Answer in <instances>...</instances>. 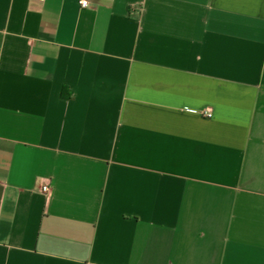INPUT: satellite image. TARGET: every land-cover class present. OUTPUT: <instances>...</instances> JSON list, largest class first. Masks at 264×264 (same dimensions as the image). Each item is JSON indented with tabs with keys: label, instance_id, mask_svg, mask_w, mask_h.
<instances>
[{
	"label": "crops",
	"instance_id": "1",
	"mask_svg": "<svg viewBox=\"0 0 264 264\" xmlns=\"http://www.w3.org/2000/svg\"><path fill=\"white\" fill-rule=\"evenodd\" d=\"M0 264H264V0H0Z\"/></svg>",
	"mask_w": 264,
	"mask_h": 264
},
{
	"label": "built area",
	"instance_id": "2",
	"mask_svg": "<svg viewBox=\"0 0 264 264\" xmlns=\"http://www.w3.org/2000/svg\"><path fill=\"white\" fill-rule=\"evenodd\" d=\"M79 4L82 8H87L90 5V0H79ZM203 116L210 118L212 117V113L210 111H206L203 113ZM48 190V187H43L44 192H47Z\"/></svg>",
	"mask_w": 264,
	"mask_h": 264
}]
</instances>
